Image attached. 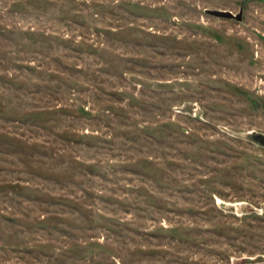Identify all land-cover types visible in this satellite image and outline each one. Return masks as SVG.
Instances as JSON below:
<instances>
[{"label":"rangeland","instance_id":"rangeland-1","mask_svg":"<svg viewBox=\"0 0 264 264\" xmlns=\"http://www.w3.org/2000/svg\"><path fill=\"white\" fill-rule=\"evenodd\" d=\"M0 264H264V0H0Z\"/></svg>","mask_w":264,"mask_h":264},{"label":"bare ground","instance_id":"bare-ground-1","mask_svg":"<svg viewBox=\"0 0 264 264\" xmlns=\"http://www.w3.org/2000/svg\"><path fill=\"white\" fill-rule=\"evenodd\" d=\"M238 208V207H237Z\"/></svg>","mask_w":264,"mask_h":264}]
</instances>
